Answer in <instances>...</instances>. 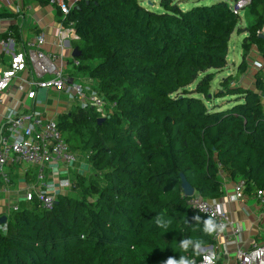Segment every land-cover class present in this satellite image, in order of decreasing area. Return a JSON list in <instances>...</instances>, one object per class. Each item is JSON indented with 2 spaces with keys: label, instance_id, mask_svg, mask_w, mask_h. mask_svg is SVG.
Returning <instances> with one entry per match:
<instances>
[{
  "label": "trees",
  "instance_id": "obj_1",
  "mask_svg": "<svg viewBox=\"0 0 264 264\" xmlns=\"http://www.w3.org/2000/svg\"><path fill=\"white\" fill-rule=\"evenodd\" d=\"M144 1L79 0L66 18L58 12L75 23L76 71L97 82L108 106L73 105L57 116L90 172L52 209L34 196L0 212V264H199L219 227L188 206L181 176L206 200L223 197L225 176L248 195L264 192V69L255 90L238 84L253 47L264 61V0L243 10L245 28L233 9L239 0L189 10L188 0H160V11ZM235 33H247L242 62L211 95V71L227 67ZM225 95L239 103L221 110L214 100Z\"/></svg>",
  "mask_w": 264,
  "mask_h": 264
},
{
  "label": "built area",
  "instance_id": "obj_2",
  "mask_svg": "<svg viewBox=\"0 0 264 264\" xmlns=\"http://www.w3.org/2000/svg\"><path fill=\"white\" fill-rule=\"evenodd\" d=\"M23 1V0H20ZM251 0H239L233 4L236 13L246 9ZM9 0H0V6H7ZM50 4L57 6L63 19L66 18L73 6L63 0H50ZM264 36V29L258 32ZM57 46L60 54L49 55L42 48L45 45V36L39 34L34 43L29 44L24 51L17 52L13 48L11 40H1L0 46L5 53L11 55V60L0 74V104L4 103L6 92L17 83V91L24 94L27 100L35 102L40 91L50 94L54 92L59 97L68 96L69 100L82 107H92L104 110L108 103L92 91H86L83 85L75 80L69 71L72 65L74 70L80 67V62L73 56V48L67 55L65 49L69 48L72 40L78 38L75 23L61 21L55 31ZM0 51L1 54L4 51ZM70 59L71 62L65 61ZM264 104V93L261 94ZM69 104V102H66ZM22 108V111H21ZM9 126L5 134L0 137V177L3 182L9 183L7 166L12 162L21 161L37 168V180L45 191H28L20 202H31L36 196L46 209H52L56 201V195L63 187L59 184L47 181V170L53 167H62L58 170V177L68 176L74 166L78 164L79 157L73 153L69 144L63 137L55 118H47L33 107L21 105L17 101L8 112ZM70 180V179H68ZM51 191H48V190ZM0 191L3 189L0 187ZM232 200L243 201L246 197L245 183L238 182L234 194L229 195ZM256 199L261 206L264 216V192L258 191ZM188 206L195 211L209 216L217 222L219 232L217 237L228 228L232 229L233 238H229L226 247H234L232 255L226 253L227 258L232 257L236 264H264V243L256 244L251 249L245 250L239 240L241 229L230 218L226 206L219 200H206L198 195L189 197ZM19 209V204L13 207ZM202 252L199 264H218L220 257L217 247L209 246Z\"/></svg>",
  "mask_w": 264,
  "mask_h": 264
},
{
  "label": "crops",
  "instance_id": "obj_3",
  "mask_svg": "<svg viewBox=\"0 0 264 264\" xmlns=\"http://www.w3.org/2000/svg\"><path fill=\"white\" fill-rule=\"evenodd\" d=\"M63 1L71 6H75L79 0ZM58 12V7L51 5L50 0L45 4L41 0H9L7 6H0V39L11 40L15 51L20 52L27 49L29 44L34 43L37 35L43 34L45 36V45L42 50L49 55H58L60 54V49L57 46L55 36L56 28L61 22L57 16ZM243 16L244 19L247 18L246 12L243 13ZM67 45L69 48L66 53L69 55L71 47L70 44ZM2 50L3 48L0 46V51ZM10 60L11 55L5 53V51L2 52L0 58V74L9 64ZM67 60L70 63L71 60ZM246 62L248 64V71L240 78L238 84L242 87L255 90V76L260 70L264 69V61L255 47L248 53ZM236 74L237 71L232 75ZM49 98L50 94L40 91L35 102L27 100L24 94H20L17 91V83L14 84L6 92L4 103L0 104V137L7 131V127L9 126L8 112L14 107L17 101H20L21 105L26 104L38 111L40 110L39 112L43 110L41 113L47 118H56L59 114L67 111L65 107L67 103L66 101H62L61 97L54 102H50ZM62 169V167L49 168L46 171L47 181L57 184L56 180L59 178L58 173ZM76 169L78 174L82 175L90 171V165L79 159L73 171ZM7 173L9 176L8 184L4 183L0 177V187L3 189V191H0L1 213L9 214L13 210V207L19 204V201L24 198L26 192L46 190L37 180L38 170L35 167L16 160L7 166ZM237 184V182L231 181L230 178L225 176L224 195L219 201L226 206L230 218L240 227L241 234L239 240L242 247L245 250H249L256 244L264 243V216L255 194H246L243 201H235L230 198L229 195L234 194ZM48 191L51 190L49 189ZM229 238H233L231 228H228L216 239L215 247L218 249L221 264H236L232 257L228 259L226 256L227 252H230L232 255L234 249L233 246L226 247V242Z\"/></svg>",
  "mask_w": 264,
  "mask_h": 264
},
{
  "label": "rangeland",
  "instance_id": "obj_4",
  "mask_svg": "<svg viewBox=\"0 0 264 264\" xmlns=\"http://www.w3.org/2000/svg\"><path fill=\"white\" fill-rule=\"evenodd\" d=\"M159 1L160 0H145L144 5L147 6L148 8L160 11L161 9L159 7ZM212 4H213V1H210V0L203 1L200 3H197V2L195 3V2H193V0H188L187 2H184V4L182 6H183L184 10H189L194 6H202V5L209 6ZM243 13H245V12H243ZM243 13H242V15H243ZM248 20H249L248 16L245 19H244V16L242 17L241 28H244V26L245 27L247 26ZM246 36H247V33H241V34L235 33V34H233V36L230 40V44H229V55H228L227 67H225L223 70H220V71H215V70L211 71L215 74L214 80L212 82L211 95H215L219 91L220 83L223 79L227 78L228 76L232 75L235 71H237V68L243 59V57H242V54H243L242 44H243V41H244ZM69 44L71 46V42ZM66 50H68V48H66L65 51ZM65 61H68V60H65ZM66 73L71 74L77 82H79L83 85V87L85 88L86 91L90 90L93 93H96L95 89H97V82L95 80L89 79L88 76L80 74L78 71H76L72 68V65L69 67V71ZM235 83H237V82H235ZM61 98H62L61 99L62 101H66V102L68 101L69 102V104H66V106H65L67 111L70 110L71 106L76 105L74 103V101L69 100L68 96H66V97L63 96ZM58 99H59L58 94H56L54 92L50 93V98H49L50 102H54L55 100H58ZM214 101L216 102V104L219 105V107H221L220 108L221 110L230 109L234 105L239 103L238 97H233L231 95H225L223 97H215ZM64 110H65V108H64ZM41 112H43V110H41ZM56 118H57V116H56ZM78 157H79V159L83 160L85 163L87 162V159L85 156L78 155ZM87 164H88V162H87ZM77 169L74 171L72 170L70 172V175H71L70 177L60 176L58 178V180H56V183L63 187V189L61 190L63 193L71 191V186L73 183L72 179L74 177H76V175L78 174ZM89 172L90 171L85 172L83 174L87 175V174H89ZM68 179H70V180H68Z\"/></svg>",
  "mask_w": 264,
  "mask_h": 264
},
{
  "label": "water",
  "instance_id": "obj_5",
  "mask_svg": "<svg viewBox=\"0 0 264 264\" xmlns=\"http://www.w3.org/2000/svg\"><path fill=\"white\" fill-rule=\"evenodd\" d=\"M260 37H264V36H260ZM81 54L79 52V50L76 48V49H73V56L74 57H79ZM104 119H100L99 120V123L102 122ZM181 181H182V188H183V191L185 193V195L187 197H191L193 195H195V189L191 186V184L187 181V179L185 178V176H181ZM0 222L2 225H4L6 222H7V217H2L0 218ZM207 248H201L200 249V252H204Z\"/></svg>",
  "mask_w": 264,
  "mask_h": 264
},
{
  "label": "clouds",
  "instance_id": "obj_6",
  "mask_svg": "<svg viewBox=\"0 0 264 264\" xmlns=\"http://www.w3.org/2000/svg\"><path fill=\"white\" fill-rule=\"evenodd\" d=\"M182 247H184L186 249L188 247V242L187 241H183L182 242ZM166 264H189V262L187 260H184L183 258L180 261H176L175 259L169 258L166 261Z\"/></svg>",
  "mask_w": 264,
  "mask_h": 264
}]
</instances>
